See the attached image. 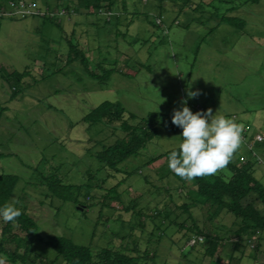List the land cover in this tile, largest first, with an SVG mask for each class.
Instances as JSON below:
<instances>
[{"label":"rangeland","instance_id":"rangeland-1","mask_svg":"<svg viewBox=\"0 0 264 264\" xmlns=\"http://www.w3.org/2000/svg\"><path fill=\"white\" fill-rule=\"evenodd\" d=\"M24 1V8L17 2V11L7 0L0 8V16H5L0 17V71L28 72L17 84L14 97L10 87L16 81L0 77V172L19 177L8 203L28 210L43 238L65 236L74 243L89 245L93 252L126 241L140 243L143 250L153 228L149 221L142 229L137 215L120 213V203L115 204L117 209L107 207L100 218L98 205H76L51 197L47 184L43 185L44 177L59 168L63 181L76 185L87 179L88 170L98 167L93 150L101 148L100 141L111 143L120 134V123H85L82 118L106 100L119 102L127 116L133 113L138 117L151 112L174 114V110L182 109L184 100L192 111L205 110L203 104L213 114L232 110L237 117H227L239 125L246 121L264 136V0H190L188 4L185 0H112L111 9L100 8L89 11L91 14L77 6L78 0ZM241 1L239 8L228 11ZM212 12L215 15L209 19ZM188 16H199L201 24L193 22L186 28ZM223 16L237 17L245 24L240 28L221 22ZM70 42L79 44L86 53L89 69L103 73L111 68L109 79L101 82L89 75L82 61H68ZM188 91L199 95L189 98ZM181 133L160 127L145 155L177 147ZM254 153L262 164V171L255 176L264 185V145L256 146ZM140 160L141 155L133 156L122 166L130 168ZM105 173L97 174L96 182L105 178ZM219 173L229 174L227 168ZM146 178L155 180L149 167L143 168L142 175L135 172L128 176L125 184L130 185V193L125 195L129 199V195L136 196L146 188L145 197L137 204H147L145 210L150 214L158 209L148 200L161 199L163 194L148 197L152 187L147 189ZM105 182L106 187L112 184L111 179ZM159 182L176 188L179 181L159 177ZM93 193L100 195L102 191ZM176 200L184 203L187 198ZM194 212L195 220L202 224L204 215L200 210ZM186 217L182 214L178 222ZM156 221L157 236L149 245L157 250L158 262H199L200 257L191 253L189 245L180 249L185 238L179 235L178 226L159 217ZM225 221L227 217L219 215L215 223L223 226ZM230 223L219 231L226 240L208 259L209 264H228L229 256L234 252L239 257L243 246L245 253L238 264H264V238L259 250L255 249V237L236 248L241 239L232 234ZM3 224L0 218V233ZM131 231L135 236L125 237ZM199 240L202 242L203 237ZM32 250L49 259L57 256L54 248L40 240L32 241Z\"/></svg>","mask_w":264,"mask_h":264},{"label":"trees","instance_id":"trees-1","mask_svg":"<svg viewBox=\"0 0 264 264\" xmlns=\"http://www.w3.org/2000/svg\"><path fill=\"white\" fill-rule=\"evenodd\" d=\"M3 1L6 3V0H0V8L4 5ZM7 1L17 3L18 0ZM189 1L185 0L187 4ZM243 2L241 1V3L232 5L228 8V11L239 8ZM245 2L256 3L259 0H245ZM111 3L112 0H78L77 6L87 9V14L90 13L89 11L93 13L92 11L100 8L111 9ZM213 15L215 13H210L208 18L211 19ZM0 17L3 18L5 16ZM117 18L119 17L115 16V19ZM220 21L231 23L240 28L245 24L242 20L234 16H223ZM149 22L155 24L154 21L150 20ZM69 49L68 61H82V64L88 69L89 75L101 82L109 79L112 73L111 68L106 69L103 73L95 72V70L89 69L87 55L80 48L79 44L70 42ZM27 73V71H12L11 73L3 70L0 71V77L3 81H10L11 78L16 81L10 87L13 97L19 90L17 84L22 82L23 78L27 76ZM197 111L200 110L194 109L193 112ZM206 111L203 110L202 112ZM236 114V111L230 110L221 115L236 118ZM172 116L173 114L171 113L163 112H151L142 117H138L133 113L127 116L126 109L119 102L110 100L102 101L88 111L83 116L82 121L85 123L104 122L108 124L118 122L120 123L118 126L120 134L111 143L107 144L104 140L100 141L101 148L96 151L93 150V156L98 162V167L96 169L94 168L95 170H88L86 172L87 179L76 185L65 183L61 177L59 168L53 170L52 173L50 172L46 178L44 177L46 182L43 185L45 186L47 184L51 197H56L62 202L71 201L76 205L83 204L92 207L98 205L100 206V218L107 207L117 209L115 204L120 203V208L122 209L120 213L125 214L126 212H130L131 216L137 215L140 219L138 224L142 229L146 228L148 225L147 222L149 221L153 228L150 232L149 239L145 241L147 245L145 249L141 250L138 237V244L131 245L129 241H126L113 248L102 247L96 252H93L89 245L74 243L70 238L65 236L53 235L43 238L39 233L36 218L28 210L15 205L21 210L22 215L15 221L4 222L1 227L0 255L7 256L8 264H166L157 261V250L152 248V243L151 246L149 245V241L153 242L157 236L156 219L158 217L169 225L178 226L177 231L179 235L185 238L184 245L182 242L179 246L180 249L183 250L185 245H189L191 247V253L193 252L197 254V257H200L199 262H193L194 264H209L208 259L215 255L219 246L223 245L226 240L225 237L221 236L220 232L227 228L226 226H228L230 221L232 234L241 239V242H238L235 247L241 248L242 244L246 245L244 241L251 240L255 237L257 238L255 249L259 250L261 247L260 240L264 238V185L255 176L256 172L260 171L259 167L262 164L259 160L260 156L255 154L254 150L256 146L258 149L264 145V143H261L264 140L262 132L252 130L248 123L243 121L240 125L247 128L243 131L244 150L245 152L247 151L244 153L243 159L245 160L241 162L239 158L234 157L232 162L226 167L229 172L227 177L223 173H218L213 176L186 181L176 176L168 167L169 154L177 147H173L156 155H145L147 145L154 140L160 127L171 132H182V128L172 123ZM237 121L240 122L239 120ZM258 136H261L263 140H259L257 138ZM137 155H141L142 160L130 168H123L122 165L126 160ZM145 167H149L155 177L154 182H149L147 178L144 179V184L146 186L148 185L147 189L152 187L148 192L150 193L148 197L153 199V196L158 198L159 195L163 194L161 199L154 201L148 200V204L154 202V205H152L158 209L150 214L145 210L149 208L147 204L142 206L141 204H137L139 199L145 197L146 188L145 191L141 190V192L136 193V196L129 195L132 196L129 199L125 195L130 193L128 189L130 185L126 186L125 184L128 181V176L135 172L142 175L143 168ZM101 171L106 172V177L96 182L95 178ZM163 171L165 173L161 174ZM122 173H124V176L118 178V176H122ZM159 177L162 179H175V181H179L178 186L175 188L171 184L165 182L160 183ZM109 179L112 180V184L106 187L104 183ZM18 181L19 177L17 175L4 171L0 172V208L9 202ZM93 190L102 191V194L93 193ZM179 197H186L187 201L184 203L178 201L177 203L176 198ZM194 210H200L204 215V220L206 218L208 219V223L205 224L203 220L200 225L194 218ZM185 213L187 216L185 221L178 222V218ZM228 214L234 218H230ZM219 215L227 217L226 224L223 226L215 223ZM0 218L3 219L2 217ZM110 218L112 217H108L107 220ZM112 219L127 222L123 218L118 219L114 217ZM227 230L229 231L230 229ZM132 236L134 237L135 234H132L131 231L125 237L132 238ZM199 237H203L204 242H200ZM191 239L195 240L194 243H189ZM33 240L44 241L48 246L54 248L57 253L56 258L49 259L41 256L37 252H32ZM203 244H206V247ZM242 248L243 250H241L239 257L234 252L229 256L228 264H238L242 259V254L245 253L244 246ZM60 259L61 261L58 262Z\"/></svg>","mask_w":264,"mask_h":264},{"label":"clouds","instance_id":"clouds-1","mask_svg":"<svg viewBox=\"0 0 264 264\" xmlns=\"http://www.w3.org/2000/svg\"><path fill=\"white\" fill-rule=\"evenodd\" d=\"M199 95L197 91H188L189 98ZM182 109L174 110L172 123L182 128L181 142L168 157L169 169L186 181L218 174L234 159L241 149L243 128L233 119L212 113L193 112L187 101H182ZM22 212L13 203L0 208V217L4 222L15 221ZM0 264H8L7 256L0 255Z\"/></svg>","mask_w":264,"mask_h":264},{"label":"crops","instance_id":"crops-1","mask_svg":"<svg viewBox=\"0 0 264 264\" xmlns=\"http://www.w3.org/2000/svg\"><path fill=\"white\" fill-rule=\"evenodd\" d=\"M193 22H196V25H199V24H201L200 23V17L199 16H196V17H193V16H188V18H187V20L184 22V25H185V27L186 28H188ZM220 23V22H219ZM218 23V24H219ZM196 65V64H195ZM194 65V66H195ZM193 66V67H194ZM214 101V100H213ZM198 104H196L195 106H197ZM199 105H201V104H199ZM204 108H205V110L207 109L206 108V106L203 104L202 105ZM226 113V111L225 110H223L222 112H218L217 114H225ZM244 144L242 145V147H241V149L235 154V158L237 157V158H239V161H241V162H243L245 159H243L244 158V153H246L245 152V150H244ZM248 154V153H247ZM250 157V156H249ZM259 170L261 171L262 170V166H260L259 167ZM258 173V172H257Z\"/></svg>","mask_w":264,"mask_h":264},{"label":"built area","instance_id":"built-area-1","mask_svg":"<svg viewBox=\"0 0 264 264\" xmlns=\"http://www.w3.org/2000/svg\"><path fill=\"white\" fill-rule=\"evenodd\" d=\"M17 2H19V4H20V2H21V7H22V8H24V7L27 5L26 2H25L24 0H19V1H17ZM9 3L12 4L11 7H12L15 11L19 10V6H20L19 4L15 3V2H13V1H9ZM14 4H15V5H14ZM257 138L260 139L261 136H258Z\"/></svg>","mask_w":264,"mask_h":264}]
</instances>
